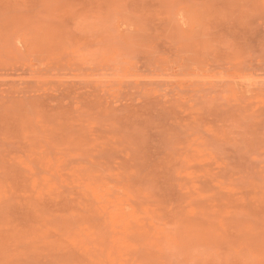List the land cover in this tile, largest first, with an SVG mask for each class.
<instances>
[{"label":"rangeland","instance_id":"374dc122","mask_svg":"<svg viewBox=\"0 0 264 264\" xmlns=\"http://www.w3.org/2000/svg\"><path fill=\"white\" fill-rule=\"evenodd\" d=\"M0 264H264V0H0Z\"/></svg>","mask_w":264,"mask_h":264}]
</instances>
